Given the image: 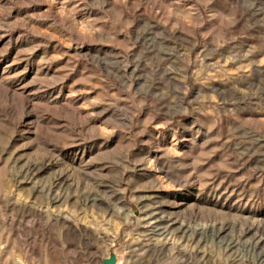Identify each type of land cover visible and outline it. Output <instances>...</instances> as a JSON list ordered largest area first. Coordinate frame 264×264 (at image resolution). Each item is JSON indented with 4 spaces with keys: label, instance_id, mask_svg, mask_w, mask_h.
I'll use <instances>...</instances> for the list:
<instances>
[{
    "label": "rangeland",
    "instance_id": "obj_1",
    "mask_svg": "<svg viewBox=\"0 0 264 264\" xmlns=\"http://www.w3.org/2000/svg\"><path fill=\"white\" fill-rule=\"evenodd\" d=\"M0 264H264V0H0Z\"/></svg>",
    "mask_w": 264,
    "mask_h": 264
},
{
    "label": "bare ground",
    "instance_id": "obj_2",
    "mask_svg": "<svg viewBox=\"0 0 264 264\" xmlns=\"http://www.w3.org/2000/svg\"><path fill=\"white\" fill-rule=\"evenodd\" d=\"M155 235V234H154Z\"/></svg>",
    "mask_w": 264,
    "mask_h": 264
}]
</instances>
